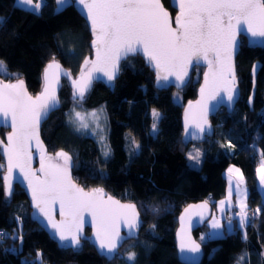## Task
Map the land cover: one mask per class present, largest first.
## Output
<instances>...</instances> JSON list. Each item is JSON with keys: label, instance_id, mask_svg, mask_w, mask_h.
<instances>
[{"label": "trees", "instance_id": "16d2710c", "mask_svg": "<svg viewBox=\"0 0 264 264\" xmlns=\"http://www.w3.org/2000/svg\"><path fill=\"white\" fill-rule=\"evenodd\" d=\"M162 4L174 13L169 0H162ZM27 9L17 6L15 0H0V61L9 74H0V79L21 77L28 91L35 93L41 86L42 68L53 58L72 76L78 75L85 58L91 56L90 33L72 3L56 10L55 0H43L37 12ZM255 61L258 64L252 73ZM202 70V65H194L183 87L163 89L136 54L120 62L111 86L94 82L83 99L74 98L62 79L60 106L49 114L40 130L47 154L67 152L72 178L84 188L103 189L134 202L141 217L138 232L111 258L99 254L89 239H82L78 249L59 246L30 217L23 190L14 185L12 194L6 196L0 179V230L8 233L7 238L0 239V264H39L35 260L38 252L49 264H183L174 240L177 215L185 204L199 200L207 201L213 210L224 196L223 170L229 164L243 175L246 209L260 211L246 218L243 226L231 220L232 226L227 228L223 218L224 234L219 237L202 240L207 221L193 230L202 246L197 264H264V202L256 188L258 160L264 153V46L249 47L240 36L235 56L240 94L233 109L227 112L220 107L210 116L211 130L202 141L185 142L181 111L195 97ZM174 91L179 93L180 104L172 98ZM73 107L103 110L104 150L94 136L78 131L67 120ZM151 109L159 112L154 133L150 132ZM4 131L0 129L1 138ZM229 131L237 133L238 138L230 139ZM128 138L139 145L136 150L125 147ZM199 145L202 160L199 168H194L188 163L186 150ZM17 234L23 236V242L12 238ZM129 252L136 254L134 261L127 259Z\"/></svg>", "mask_w": 264, "mask_h": 264}, {"label": "snow or ice", "instance_id": "6c2138e0", "mask_svg": "<svg viewBox=\"0 0 264 264\" xmlns=\"http://www.w3.org/2000/svg\"><path fill=\"white\" fill-rule=\"evenodd\" d=\"M73 2L74 0H57L61 9ZM75 2L82 6L81 11L90 22L94 37L92 47L95 49V60L89 61L85 58L80 72L81 82L78 84L77 80H72L75 88L74 98L78 96L83 99L94 78L93 72H101L108 81H112L119 71V62L130 54L141 52L157 70L158 82L161 79L167 80L168 75H175L181 84L185 83L189 66L194 61L198 63L203 60L207 62L208 71L204 73V83L200 88L201 99L196 102L197 105L203 104V110L191 114L194 123L198 118L203 119L204 123L207 122L206 94L212 100L219 98L224 101L229 108L235 102L237 88L232 50L236 43V35L242 27L254 40H264V0H174L178 5V14L174 21L163 7L162 0H75ZM32 4L33 0H17L19 7ZM40 7L41 5L37 3L27 10L37 12ZM2 22L3 19L0 18V23ZM90 63L91 68L86 72L85 69ZM49 69L60 70L55 58L45 69L43 91L35 97L28 94L22 79H17L16 83H5L0 80V124L8 126L10 122L11 127V131L7 133V143L0 140V148L7 160L6 174L0 176L5 194L9 196L12 194V184L16 179L14 170H18L23 180L27 181L28 189L32 193L33 206L48 218L62 244L67 241L74 249L80 247L83 214L88 212L92 216L99 250L114 255L124 239L119 231L120 222H124L129 230L128 235L131 236L132 231L140 226L139 213L135 204H122L111 196L105 199L103 189L85 191L76 185L69 174L68 165L71 157L67 152L58 151L55 154L56 158L63 159V165L53 163V157L46 156L39 139V124L49 110L58 104L55 91L59 83V76L56 73H53L50 79ZM162 72L168 75H162ZM0 74L9 75L3 61H0ZM62 74L71 75L69 72ZM191 108L193 105L189 102V109ZM153 117L159 118V113L155 109ZM75 118L81 121V127L88 126L83 123L80 112L75 113ZM188 121L189 111L186 110V133ZM195 126L201 134L206 131L200 123H196ZM152 127L155 131V122ZM33 141L41 156L39 172L43 178L37 176L31 168ZM261 156L260 166L256 172L260 184L264 186V153H261ZM198 157V150L196 156L189 154L190 160L198 162ZM3 168L5 165L0 164V169ZM232 171V168L228 169L229 173ZM235 171L240 172L239 169ZM241 183L242 174L235 186L230 180L229 206L234 190L239 197ZM243 194L246 199V189ZM56 203H59L61 210L62 220L59 224L51 216V206ZM220 204L224 205L225 201H220ZM203 206L190 205L185 209V213L193 207ZM259 211L260 209H257V212ZM240 212L239 223L243 226L247 216L246 204L243 201L240 204ZM183 219L182 216V222ZM212 227L219 228L220 225L214 222ZM7 237L8 233L0 231V239ZM12 238L23 242V236L20 234ZM186 247L189 251H199L198 244L192 242L191 246H188L182 238L181 251ZM135 255L134 252H129L127 259L134 261ZM40 256L38 252L37 257ZM239 259L243 260V257Z\"/></svg>", "mask_w": 264, "mask_h": 264}, {"label": "water", "instance_id": "95a60500", "mask_svg": "<svg viewBox=\"0 0 264 264\" xmlns=\"http://www.w3.org/2000/svg\"><path fill=\"white\" fill-rule=\"evenodd\" d=\"M72 5H73L74 9L76 10V12L84 19V21L86 22V24L88 26V30H89V33H90L89 46L91 48V56L89 58V61L95 60V49L92 47V40L94 39V37H93L92 32H91L90 22L86 19L85 13L83 11H81L82 6H79L75 2V0L72 3ZM169 6L174 9V13L173 14H171L170 11L163 5V7L170 13L171 18L174 21L176 15L178 14V5L176 3H174V0H169ZM173 27H175L174 23H173ZM240 36H242L245 39V43L249 47H256V46L257 47H263L264 46V40H254L251 37L250 34H248L245 30H243V27H242V30L239 31L237 33V35H236V43H235V45L233 47V50H232V64H233V67H234L235 76H236L235 56H236V54H237V52L239 50ZM136 54H138L139 56H141L143 58V60L145 61L146 65L152 71V73L154 75V80H155L156 85L158 87H160V88H163V89L167 88L169 86H172L173 88H176V89H179V88L183 87L187 83V81L189 79L192 67L194 65H202L203 66V70H202L201 75H200V81H199V84H198V87H197L196 95H195V97L192 100L186 102L183 105L182 111H181L182 139L185 142H193V143L197 142L198 143V142L202 141L204 136L207 135L210 132V130H211L210 116H213L220 107H223L227 112H230L233 109V107H234V105H235V103H236V101H237V99L239 97L240 91H239V86H238V80H237V77H236L237 93H236L235 102L232 104L231 108H229L226 105V103L224 101H221L219 98L217 100H212V99L208 98V96L206 94L205 103L207 105V117H206L207 122L204 123L203 119H199L198 118L197 121L194 123L193 120H192V115L191 114L193 112L199 113V112H201L203 110V104L202 105H197L196 102L201 99V97H200V88H201V86L204 83V73L208 71L207 62L201 60L200 62L197 63V62L194 61L193 64L189 66L188 76L185 77V83H183V84H181L179 81L176 80L175 75H168L167 73H163V72L161 74L162 75H168V79L167 80L161 79L158 82L157 70L151 64H149V62L147 61V59L145 58V56L141 52H137ZM136 54H130L128 56H133V55H136ZM123 60L124 59H122L121 61H123ZM52 62H53V59L50 60L49 62H47L44 65V67L42 68V72H41V86L38 89V91L35 92V93H31V92L28 91V89L26 87V84H25V81L21 77L15 78L13 80H3V79H0V80H3L5 83H16L17 79H22L24 81V86H25V89L27 90L28 94L33 96V97H35V96L41 94V92L44 89V86H45V81H44L45 69L47 68V65L49 63H52ZM55 62L59 63L60 70L58 71L56 69H49V77L51 79L53 73H56L59 76V83H58V86L56 87V91H55V94H56V97H57V100H58V104L54 108L50 109L49 112L47 113V116L40 121V124H39V139L42 142V145H43V148L45 150L46 156L53 157V161H52L53 163H58V164L63 165V160L62 159H57L53 155L51 156V155L47 154V150H46L45 144H44V142H43V140L41 138V135H40V130H41L42 123L48 118L49 114L52 111L58 109L59 106H60V100H59V97H58V92H59V89H60V87L62 85V81L61 80L65 79L67 81V83L69 84L72 92H74L75 88H74V86L72 84V80H77V82L79 84L81 82L80 81V72L81 71L76 76H72V75L65 76L62 73L63 72H69V70L66 67H64L59 60L55 59ZM120 62H119V66H120ZM90 68H91V63L87 66L85 71L87 72V70L90 69ZM92 75H93L94 78L92 79L90 87L87 89L85 94L90 90V88L92 87V84L94 82H101L105 86H111L114 83L115 78L118 76V73L115 75V78L112 81H108L107 77L104 76L103 73H101V72H93ZM222 95H223V93H222ZM189 102H191L192 105H193V108H191V109H189ZM186 110L189 111V121H188L187 133H186V129H185V111ZM196 123L202 124L205 127L206 131L201 134L199 132V130L196 128V126H195ZM1 128L4 129L5 131L3 133V137L2 138L0 137V140H3L5 142V144H6L7 143V133H9L11 131L10 122H9L8 126H4V125L0 124V129ZM31 154H32L31 168L33 169V171L36 172L37 176H40L41 178H43L42 173L39 172L41 156H40V153H39L38 149L35 147V141H33V147L31 148ZM0 157L2 159L3 164L5 165V168H4L3 173H2V175H4V174H6L7 160H6V157L3 154L2 148H0ZM68 168H69V174L71 176L72 181L76 185H78L79 187L84 188L82 185L78 184L77 182H75L73 180L70 165H68ZM14 172H15V175H16V179L14 180V182L12 184V189H14V185H17L18 187H20V189L23 190V192L25 194V197H26V199L28 201V206H29V209H30V217L41 228L44 229V231L47 233L48 237L50 239H52L54 242H56L57 245L64 246V247H71L70 246V242L66 241V242H64L62 244L59 241V237H58V235L56 233V229L52 228L51 224H49L48 218L44 214L40 213V211L33 206L32 193L28 189L27 181L23 180V178L19 175L18 170H14ZM2 185H3V190H4L3 181H2ZM84 189H85V191H91L92 190V189H87V188H84ZM4 193H5V190H4ZM103 195H104L105 199H107L108 196H111L113 199L119 200L122 204H135L134 202L122 200L119 197L113 196V195L105 192L104 190H103ZM6 196H9V195H6ZM205 202H207V201L199 200V201H195V202H189V203L185 204L180 209V211H179V213L177 215V226H176L175 231H174V240H175V247H176L177 257H178V260H179L180 263H183V264H197L200 261V259H201L202 246H201L200 242L197 239H195V237L193 235V230L199 228L211 215L212 208H211V206L209 205L208 202L205 205ZM190 205H204V206L203 207H193V208H191L189 210L188 213H185V209L189 208ZM136 210L138 212L137 207H136ZM60 211L61 210H60L59 203H56V204L51 206V216H52L53 220L57 224H59L61 222V220H62V217L60 215ZM83 215H84V224H83V232H82V235H81V240L82 239H89L90 242L92 243L93 247L95 248V250L99 254L105 255V256H107L109 258L113 257L114 255H109L106 252L102 253L99 250L98 242L96 241V238H95V229L93 227V221H92L91 213L86 212ZM182 216L184 217L183 222L181 221V217ZM139 221L141 222L140 214H139ZM86 228L89 229V232L87 234L85 233V229ZM138 228L134 229L132 231V235L129 236L128 235V232H129L128 228L126 227L124 222L121 221L120 225H119V231H120V235L122 237H124V239L121 241V245L128 238L134 237L136 235V233L138 232ZM182 228H183V231H181ZM182 238H183L185 244L188 245V246H191L192 242H194L195 244H198L199 245V251H197V252L189 251L187 249V247L185 248L184 251H181L180 242H181ZM71 248H73V247H71Z\"/></svg>", "mask_w": 264, "mask_h": 264}, {"label": "rangeland", "instance_id": "374dc122", "mask_svg": "<svg viewBox=\"0 0 264 264\" xmlns=\"http://www.w3.org/2000/svg\"><path fill=\"white\" fill-rule=\"evenodd\" d=\"M15 2L17 3V0H15ZM42 2H43V0H33V4L32 5L23 6V7L30 8V7H33L37 3H39L41 5ZM59 8H60V6L58 5L57 0H55V9L57 10ZM257 64H258L257 61H255L254 64H253V67H252V73H254ZM172 98H173V100L176 103H179V104L181 103L180 97H179V93L177 91H174L172 93ZM263 109H264V105L262 107V110ZM153 110L154 109H151V115L152 116H153ZM76 112H80L81 113V115L83 117V123H86L88 125L86 128L80 126L81 125V121L77 120L75 118V113ZM92 113H95L96 115L93 116ZM105 118H106L105 114H104V112H103V110L101 108H94V109L84 110V109H82L80 107H73L70 110L69 114H68L67 120L69 122H71L73 124L74 128L77 129L78 131L88 132L90 135L94 136V138L98 140V142L101 144V147L104 150V147H105V141H104L105 137L104 136H105V129H106V120H105ZM157 120L158 119H154V117H153V121H152L151 128H150V132L151 133H154L152 125H153L154 122L157 125ZM228 137L231 139V136H228ZM136 145L137 144L132 139L128 138L127 144L125 145V147L128 150L130 148L136 150V148H137ZM197 150L199 151L198 162L196 160H190V159L188 160V163L190 164V166H192L194 168H199V166L201 164L202 153H203L202 147L200 145L199 146H191V147H188L187 150H186V154L188 155V157H189L190 153L193 156H196ZM229 150L232 151L231 149H229ZM53 156L55 157V155H53ZM57 159H62V158H57ZM261 159L262 158H259V160H258L257 168L260 166ZM0 164H3L1 157H0ZM3 170H4V168L0 169V172L1 171L3 172ZM223 171H225V169ZM256 188L258 189V191H259V193L261 195V198L264 201V186H262L260 184L257 172H256ZM254 209H256V208H254ZM224 210L225 209L217 210V208L214 207V209L211 212L210 217L206 220L207 224H208V230H207L206 233H203L201 235L202 240H204L206 238H209V237L210 238L219 237V236H222L224 234V231H223V227L224 226H223L222 221H221L222 217H225L224 216V214H225ZM225 221H226L225 222L226 227H227V225H231L230 216L226 217ZM246 221H247V219H246ZM214 222L218 223L220 225V227L219 228H213L212 225H213ZM35 260H37L39 264H49L48 262L41 260V258H38L37 255L35 256Z\"/></svg>", "mask_w": 264, "mask_h": 264}, {"label": "crops", "instance_id": "0c3cea01", "mask_svg": "<svg viewBox=\"0 0 264 264\" xmlns=\"http://www.w3.org/2000/svg\"><path fill=\"white\" fill-rule=\"evenodd\" d=\"M228 136H231V139H233V140H235V139L238 138L237 133H235L233 131L232 132L229 131L228 132ZM229 168H232L233 169V171L231 173L228 172V169ZM235 169H238V168L236 166H234L233 164H229L225 168V171H223V175L225 176V179H226L225 193H224V196L222 198H220L219 200H217L216 205H215V207L217 208V210H223V209H225L224 210V212H225L224 216L225 217H222V219L223 218L226 219V217L230 216V218H231L232 221L233 220H236V219L231 215V210L230 209L232 207H237L238 209H240L241 201H243L247 205L246 199H245L244 194H243L244 193V190L246 189V187L244 185V181H243V183L240 184V194H239V197L237 196V194H236V192L234 190L233 191V195L231 197V206H229V204H228V199H229V197H228L229 182L231 180L232 185L235 186L236 183H237V181H238V177L241 175V172H236ZM222 200L225 201V204L224 205H221L220 204V201H222ZM232 218H234V219H232ZM222 219H221V221H222ZM231 226H232V223H231V225H227V228H231Z\"/></svg>", "mask_w": 264, "mask_h": 264}, {"label": "built area", "instance_id": "2783aa9c", "mask_svg": "<svg viewBox=\"0 0 264 264\" xmlns=\"http://www.w3.org/2000/svg\"><path fill=\"white\" fill-rule=\"evenodd\" d=\"M246 213H247V216H246V218H251V217H253L256 213H257V210L256 209H250V210H248V209H246ZM240 214H241V212H240V210L239 209H234L233 211H232V215L236 218V220L239 222V216H240ZM0 231H2V230H0Z\"/></svg>", "mask_w": 264, "mask_h": 264}]
</instances>
